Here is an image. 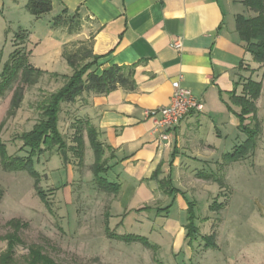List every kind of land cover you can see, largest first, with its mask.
Wrapping results in <instances>:
<instances>
[{
	"label": "crops",
	"instance_id": "crops-1",
	"mask_svg": "<svg viewBox=\"0 0 264 264\" xmlns=\"http://www.w3.org/2000/svg\"><path fill=\"white\" fill-rule=\"evenodd\" d=\"M51 1L52 11L35 18L25 10L27 0H0V48L11 54L19 47L28 55L45 39L56 41L53 49L61 53L63 40L51 35L55 30L50 21L65 10L91 28L98 73L114 65L134 67L132 91L117 88L106 95L82 96L75 103L60 105L67 116L64 121L61 111L58 116L59 131L64 125L74 133L75 122L86 121L103 146L107 170L100 177L119 185L117 194L110 193L109 209L114 213L108 220L121 216L118 224L122 225L132 213L150 210L152 202L162 197L171 205L177 201L179 209L186 211L188 199L174 186L178 167L184 161L209 167L220 163L222 157L212 153L220 150L217 145L223 133L238 126V108L231 104V94L240 95L250 72H264L262 65L252 61L235 29L237 15L251 17L252 13L239 0ZM25 23L39 24L45 33L27 30ZM18 33L24 39L14 47ZM176 38L182 43L180 51L170 47ZM31 58L28 62L33 66ZM174 81L202 99L204 109L188 114L172 131L170 146L164 147L158 144L145 113L168 105ZM261 83L257 111L258 103L264 101V76ZM83 141L84 156L93 164L86 137ZM89 177L94 180L91 170ZM162 180H170L178 193L167 195L160 187ZM134 221L131 218L129 224Z\"/></svg>",
	"mask_w": 264,
	"mask_h": 264
},
{
	"label": "rangeland",
	"instance_id": "rangeland-1",
	"mask_svg": "<svg viewBox=\"0 0 264 264\" xmlns=\"http://www.w3.org/2000/svg\"><path fill=\"white\" fill-rule=\"evenodd\" d=\"M23 26L45 33L39 24L25 23ZM50 27L55 30L51 35L63 40L61 53L53 49L56 41L50 43L42 39L40 46L31 52L33 55L28 54L32 57V67L43 71L32 76L36 83L28 86L18 80L0 98V142L7 156H27L22 134L29 132L40 120V107L64 83L61 76L72 73L62 58L63 48L68 51L89 49L92 32L84 20L80 19L79 30L72 34L66 29L53 28L52 19ZM17 35L14 47H18L20 37L23 38L21 33ZM9 58L6 48L0 51V73ZM263 76L262 70L248 74V78L256 82H261ZM20 87L23 89L20 107L10 115L13 92ZM65 115L61 110L63 121ZM257 117L261 122V134L253 152L244 159L228 164L223 160L225 154L232 153L246 139L238 128L229 127L217 145L220 150L212 153L222 157L218 165H213L212 161L210 167L184 161L178 167L180 174L175 175L174 186L184 191L188 201L195 202L197 234L191 243L185 239L186 211L179 209L177 201L171 205L165 197L155 199L150 210L132 213L123 226L118 224L121 216L111 221L106 219L114 213L109 209L111 194L102 192L90 179V158L84 156L83 165L78 164V157L71 149L75 146L74 133L68 132L63 125L60 131L66 149L54 148L51 153L32 157L31 169L37 173V180L27 170H4L0 159V253L6 250L5 236L11 231L6 223L19 220L27 223V227L19 231L23 245L15 248L17 262H23L27 246L38 244L59 264H264L263 100L258 103ZM245 120L246 125L253 126L252 119ZM83 137H86L84 131ZM62 152L67 155V163L62 159ZM197 174L214 177L203 180ZM214 179L221 181V185ZM168 205L171 207L167 217L164 212L158 216L157 209ZM136 213L140 214L133 215ZM131 218L135 221L129 224ZM106 220L111 232L146 237L157 250L109 239L104 230ZM173 225L177 228H172ZM212 234L215 247L206 248L204 237Z\"/></svg>",
	"mask_w": 264,
	"mask_h": 264
},
{
	"label": "trees",
	"instance_id": "trees-1",
	"mask_svg": "<svg viewBox=\"0 0 264 264\" xmlns=\"http://www.w3.org/2000/svg\"><path fill=\"white\" fill-rule=\"evenodd\" d=\"M251 13V17L237 15L235 18V29L240 41L244 44L246 51L251 55L252 61L264 66V0H239ZM25 10L35 18L52 11L51 0H27ZM80 18L77 15H70L65 10L59 15L52 18V27L66 29L67 33H76L79 30ZM17 37H19L17 35ZM24 38L20 37V41ZM92 41V39H91ZM62 58L71 68L72 73L69 76L62 75L64 83L56 92L52 93L40 107L41 118L32 127L29 132H25L21 136L23 147L28 151L26 157L7 156L4 151V146L0 142V159L4 170L18 171L27 170L30 175L37 180V173L32 167V157L36 154L45 152L51 153L54 148L60 151L66 149V142L58 129V116L61 111L62 103H75L82 96L106 95L117 88H122L126 91L134 89L133 72L134 67L130 66H112L98 73L96 71L97 57L92 55L91 42L88 50L77 48L75 51H68L65 47L62 51ZM43 71L32 67L28 62V55L22 49H15L9 60L5 63L2 72L0 73V98L5 92L12 89V85L18 80L24 85H33L36 79L32 76L40 75ZM58 77V74H53ZM262 83L253 81L247 78L242 84L240 95L231 94V104L238 108L235 113L238 120V130L245 135L246 139L241 145L236 146L232 153L225 154L223 160L226 164L237 162L245 158L248 153L253 152L257 140L261 134V124L257 118L256 101L260 96ZM23 96V89L17 88L13 92L10 102V115L15 114L20 107ZM229 108V107H228ZM230 109V108H229ZM230 111H232L230 109ZM249 117L253 121V126L245 124V119ZM83 131L86 134L88 143L93 152V164L91 171L94 177L96 186L103 192L117 194L119 185L107 182L106 179L100 177L107 170L106 159H104V149L102 144L97 139V134L86 121L75 122V132L73 141L74 147L72 151L78 157V164L83 165L84 159V141ZM66 153L62 152L64 162H68ZM205 180L212 179L214 176L210 174H199ZM198 175V176H199ZM221 185V181L215 180ZM36 182V181H35ZM160 187L167 195L178 193L170 180H162ZM2 191L0 190V197ZM44 200V194H41ZM46 201V200H44ZM187 220L184 226L185 237L189 243L195 238L197 228L194 226L195 214L193 207L194 201L186 200ZM148 208L137 210L144 211ZM170 206L158 209V215L164 212L167 216ZM108 219V216H106ZM11 230L5 236L6 250L0 253V264H59L50 259L44 253V248L38 244H32L26 247L27 254L23 262H17L15 259V248L18 245H23L19 238V231L23 227H27V223H22L19 220H11L6 223ZM109 239H116L125 244L138 243L142 247L156 251V247L152 246L146 237L132 234L118 235L111 232L108 228V222L105 221V229ZM205 247L214 248V235L204 237Z\"/></svg>",
	"mask_w": 264,
	"mask_h": 264
},
{
	"label": "built area",
	"instance_id": "built-area-1",
	"mask_svg": "<svg viewBox=\"0 0 264 264\" xmlns=\"http://www.w3.org/2000/svg\"><path fill=\"white\" fill-rule=\"evenodd\" d=\"M170 47L180 51L182 43L179 38L171 41ZM172 91L169 103L166 106L148 110L145 115L152 121V131L157 136L160 146H170L171 133L179 123L192 112H202L204 104L202 99L193 96L180 85L179 81L171 84Z\"/></svg>",
	"mask_w": 264,
	"mask_h": 264
}]
</instances>
